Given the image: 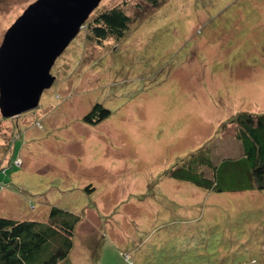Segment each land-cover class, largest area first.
I'll list each match as a JSON object with an SVG mask.
<instances>
[{
	"label": "rangeland",
	"instance_id": "obj_1",
	"mask_svg": "<svg viewBox=\"0 0 264 264\" xmlns=\"http://www.w3.org/2000/svg\"><path fill=\"white\" fill-rule=\"evenodd\" d=\"M35 1L0 0V44ZM113 8L131 22L99 42ZM50 74L36 109L0 112V217L78 216L68 264H264V190H244L231 123L264 114V0H101ZM96 104L110 115L87 125Z\"/></svg>",
	"mask_w": 264,
	"mask_h": 264
},
{
	"label": "trees",
	"instance_id": "obj_2",
	"mask_svg": "<svg viewBox=\"0 0 264 264\" xmlns=\"http://www.w3.org/2000/svg\"><path fill=\"white\" fill-rule=\"evenodd\" d=\"M158 0H152L154 4ZM130 18L119 8L98 14L90 24L91 36L101 42L108 37L120 39L128 29ZM110 112L96 104L83 122L96 126L107 119ZM236 127L235 138L241 144L244 173L248 186L244 190H264V114H243L231 121ZM203 166L216 172L208 160ZM191 169V166L189 167ZM188 172V170H186ZM168 171L165 175L177 181L190 182L194 186L212 190L210 180L203 174L191 180L181 171ZM205 177V176H204ZM87 188L86 191H89ZM217 190V189H215ZM242 191V190H237ZM80 219L75 214L51 207L47 220H15L0 217V264H68L74 244V231Z\"/></svg>",
	"mask_w": 264,
	"mask_h": 264
},
{
	"label": "water",
	"instance_id": "obj_3",
	"mask_svg": "<svg viewBox=\"0 0 264 264\" xmlns=\"http://www.w3.org/2000/svg\"><path fill=\"white\" fill-rule=\"evenodd\" d=\"M101 0H36L0 44V112L13 118L38 107L50 71Z\"/></svg>",
	"mask_w": 264,
	"mask_h": 264
}]
</instances>
